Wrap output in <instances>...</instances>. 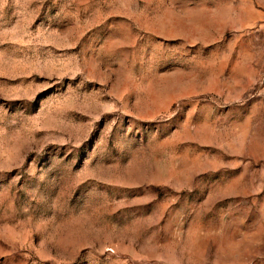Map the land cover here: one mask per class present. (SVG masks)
<instances>
[{"label":"rangeland","instance_id":"374dc122","mask_svg":"<svg viewBox=\"0 0 264 264\" xmlns=\"http://www.w3.org/2000/svg\"><path fill=\"white\" fill-rule=\"evenodd\" d=\"M0 264H264V0H0Z\"/></svg>","mask_w":264,"mask_h":264}]
</instances>
